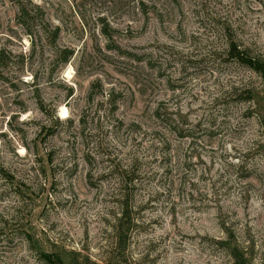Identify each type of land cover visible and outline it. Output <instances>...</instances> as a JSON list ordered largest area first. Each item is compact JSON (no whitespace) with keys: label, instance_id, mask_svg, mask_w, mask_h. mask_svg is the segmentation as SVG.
<instances>
[{"label":"rangeland","instance_id":"obj_1","mask_svg":"<svg viewBox=\"0 0 264 264\" xmlns=\"http://www.w3.org/2000/svg\"><path fill=\"white\" fill-rule=\"evenodd\" d=\"M230 41L264 63V0H0V264H264V74Z\"/></svg>","mask_w":264,"mask_h":264},{"label":"trees","instance_id":"obj_2","mask_svg":"<svg viewBox=\"0 0 264 264\" xmlns=\"http://www.w3.org/2000/svg\"><path fill=\"white\" fill-rule=\"evenodd\" d=\"M57 30H59L57 28ZM69 54H71L70 51H67L65 56H64V61L67 62L69 60ZM229 57L234 58L238 62L247 65L254 71H259L260 73L264 74V63L260 62L257 57H254L251 55L246 49H241L239 45H237L235 42L230 41V46L228 48V54ZM2 58L1 52H0V59ZM252 94L251 92H249ZM264 119V116H263ZM127 217V215H126ZM125 218V215L123 216ZM123 222H120V228H122ZM121 230V229H120ZM119 231V236L121 237L122 231ZM226 244V243H224ZM227 248L230 250V253L232 256L235 258L237 264H250L248 257L245 255L244 252H241L236 244L232 243L230 240L227 243ZM49 259H51L50 255H45Z\"/></svg>","mask_w":264,"mask_h":264},{"label":"bare ground","instance_id":"obj_3","mask_svg":"<svg viewBox=\"0 0 264 264\" xmlns=\"http://www.w3.org/2000/svg\"><path fill=\"white\" fill-rule=\"evenodd\" d=\"M68 115V109L64 106L61 110V116L64 118Z\"/></svg>","mask_w":264,"mask_h":264}]
</instances>
